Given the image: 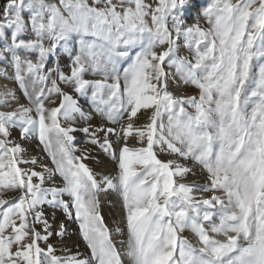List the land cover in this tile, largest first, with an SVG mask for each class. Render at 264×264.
I'll use <instances>...</instances> for the list:
<instances>
[{
  "label": "snow or ice",
  "instance_id": "6c2138e0",
  "mask_svg": "<svg viewBox=\"0 0 264 264\" xmlns=\"http://www.w3.org/2000/svg\"><path fill=\"white\" fill-rule=\"evenodd\" d=\"M188 8V0L0 2V55L26 101L0 89V108H11L0 110V264H264V0H209L200 13L207 27L186 25ZM60 48L70 74L48 67ZM171 84L198 94H174ZM75 114H95L100 125L72 127ZM13 129L44 155L28 156ZM76 131L96 155L75 147ZM88 160L114 167L106 174ZM113 192L119 214L109 227L101 200ZM45 204L75 219L90 255L56 254L50 239L67 227L53 229Z\"/></svg>",
  "mask_w": 264,
  "mask_h": 264
},
{
  "label": "bare ground",
  "instance_id": "6f19581e",
  "mask_svg": "<svg viewBox=\"0 0 264 264\" xmlns=\"http://www.w3.org/2000/svg\"><path fill=\"white\" fill-rule=\"evenodd\" d=\"M74 49L75 50H78V45H75L74 46ZM54 57L55 56H52V58H54ZM60 59H61V61H63V59L65 60V55H62ZM1 78L4 79V70L2 68H0V79ZM21 102H23V101H21ZM79 104L81 106L83 105L81 103H79ZM87 107H88V105H87ZM84 111L86 113H89V110L88 109H86ZM93 117H94V114H93ZM95 118L92 119V123L94 121V122H96V123L99 124L101 122L100 121V118L98 116H95ZM162 118H163L164 122L167 123V118L165 117V115H163ZM145 119H146V117L141 116V121H144ZM84 121L85 120L83 119L82 123ZM88 122H91V121H88ZM75 124L76 123L73 122V126L72 127H75L77 129H80L83 126L81 124V122H80V124L82 125L81 127L80 126H77ZM66 126H68V125H66ZM72 135L74 136V145H75L76 148H78V149L89 148V149H92V154L93 155H96L97 154L96 149L94 147H91L90 144H87L86 143L87 140L85 141V137L87 135L85 133H83L82 131H76V132L72 133ZM12 137L19 139L18 131H16V130L13 129L12 130ZM22 143H23L22 144L23 147L27 150V155L28 156L36 155L38 153L41 154V155H43L42 153H40L39 149L37 148V142H36V140L29 139V140H26V141H22ZM75 155H80V152L77 151L75 153ZM101 158L103 159L102 156H101ZM161 158L164 159V158H170V157H166L164 154H161ZM85 163H87L90 167H93L96 171H104L106 174L110 173V170L114 167V164L107 163V162L102 167H98L95 164V162L94 161H91V160L85 161ZM21 166L22 167H28L27 165H21ZM197 171H199V170L197 169ZM192 179H193V177L190 175L186 179L185 182L190 183L192 181ZM200 182H203L202 179L200 180ZM47 186H49V185L46 184L45 187H47ZM206 195H210V193L209 194H206ZM10 197L11 196H9L8 198H10ZM64 199H68V197L65 196ZM41 207L43 208V210L45 212L46 218L49 219V222H52V212L55 211V213H56V219H55V222L53 223V229H55L59 225V223L61 221H63L65 223L66 227H67V233H66V235L63 238L57 237V236H53L50 239V242L53 243V245L57 249V253H56L57 255L75 254L77 252L80 253L81 258L84 255H90V250L87 248V245L84 242V240H83V238H82V236L80 234L79 225H78L77 222H75V219L74 218L72 220L67 219L64 216V214H63L62 211H60L58 209H55L54 210V209L50 208L47 204L42 205ZM101 214L104 217L105 223L109 227H112L113 226L114 219L119 214V204H118V201H117V196H116V194L114 192L111 193V195L102 196V200H101ZM37 227L38 228H42L41 225H38ZM187 235L189 236L190 239H192L191 233H188L187 232ZM63 248L69 249L70 250V253H65V252L61 251V249H63ZM124 259H125V264H127V258L125 257Z\"/></svg>",
  "mask_w": 264,
  "mask_h": 264
},
{
  "label": "rangeland",
  "instance_id": "374dc122",
  "mask_svg": "<svg viewBox=\"0 0 264 264\" xmlns=\"http://www.w3.org/2000/svg\"><path fill=\"white\" fill-rule=\"evenodd\" d=\"M0 2H2V0H0ZM147 2L151 3L152 0H147ZM208 2H209V0H188V4H189L188 11L182 17V19L184 20V23L186 25H190V24H193V23H197V21L199 20V23L201 24V26L207 27V24L205 23L204 19L200 16V13H201L203 7H205ZM0 31H2V30H0ZM8 42H10V36L8 37ZM76 45H78V44H76ZM4 46H5V41L3 39H0V49H3ZM134 51H135V49L133 50V52ZM75 54H76V50L74 49L72 51V55H75ZM62 55H65V60L63 59V61H61V59H60ZM178 55H189V53L187 52L186 49L181 47L179 52H178ZM54 56H55L54 58H52V56L49 58L48 67L53 66V64H55V63H59L61 71L64 72L65 74H70L71 60H70L69 53L66 52L63 48H60V49L57 50V54L54 55ZM9 59H10V57H9ZM123 66H126V64L123 65ZM0 68H2L4 70V79L3 78L0 79V89H2L5 85L8 88L16 89L17 95L20 97L21 101L26 103V101L23 99V94L19 91L18 86L15 84L14 80L11 79V77L14 74V70L11 67V65L8 64L4 60L2 55H0ZM5 74H7V76L9 77L8 79H5ZM85 78L86 79H93V78H99V77H93L90 74H85ZM60 87L63 88L64 90H66V91H70V89L64 84H61ZM175 88H176L175 85L171 84L170 87H169V91H172L174 94H177V95H196V94H198L197 90H195L191 86L181 85L179 90H176ZM89 95H90V92H89ZM75 98H78V102L83 104L82 108L84 110L88 109L89 113H91V111H92L91 105L88 103V100H87L86 97H78L77 96ZM87 105H88V107H87ZM12 107H15V103L14 102L12 103ZM0 110L7 111V110H11V108H0ZM164 115L167 118V114H164ZM95 116L96 115L94 114L93 118H95ZM82 121H83V119L80 117V115H78V114L76 115L75 114L71 126H73V122L76 123L75 125L80 126V127L83 125L82 128L86 127V126H88L90 124L91 127H92V130L94 131L96 129V127H98L100 125V123L98 124V123H96L94 121L92 123V120H91V122H88V121L85 122L84 121L83 123H82ZM80 122H81L82 125L80 124ZM66 125L67 124H65V126ZM14 130L19 132V129H14ZM99 135L102 136L103 134L100 133ZM14 139H16L17 142L21 143V145L23 144L22 141H20L19 139H17V138H14ZM88 139H89V136H86L85 137V141L88 140ZM36 142L38 143V141H36ZM90 146L95 148V146H93V145H90ZM22 147H23V145H22ZM47 162L50 163V161H47ZM12 195H14V194L10 193V192L6 193L5 194V198H8L9 196H12ZM183 235L188 236L187 232L183 233Z\"/></svg>",
  "mask_w": 264,
  "mask_h": 264
}]
</instances>
